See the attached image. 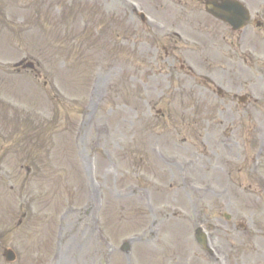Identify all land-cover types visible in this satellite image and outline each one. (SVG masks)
Segmentation results:
<instances>
[{
  "label": "rangeland",
  "instance_id": "rangeland-1",
  "mask_svg": "<svg viewBox=\"0 0 264 264\" xmlns=\"http://www.w3.org/2000/svg\"><path fill=\"white\" fill-rule=\"evenodd\" d=\"M131 1L0 0V264H216L195 238L205 217L230 264H264V30L249 27L241 54L235 32L206 31L204 0H185L184 20L167 0H140L173 27L201 25L192 45L158 40ZM248 2L264 13V0ZM23 59L35 71L14 69ZM176 101L193 109L189 129L172 120ZM194 127L211 153L190 142ZM225 133L233 147L211 149ZM215 151L232 173L216 170ZM188 157L184 181L174 160Z\"/></svg>",
  "mask_w": 264,
  "mask_h": 264
},
{
  "label": "bare ground",
  "instance_id": "bare-ground-1",
  "mask_svg": "<svg viewBox=\"0 0 264 264\" xmlns=\"http://www.w3.org/2000/svg\"><path fill=\"white\" fill-rule=\"evenodd\" d=\"M181 116H182V114L178 115L177 117L175 116V120H179V121L184 122ZM191 163H192V162H191ZM191 165H192V164H191Z\"/></svg>",
  "mask_w": 264,
  "mask_h": 264
}]
</instances>
